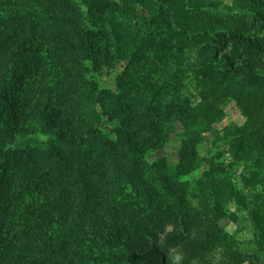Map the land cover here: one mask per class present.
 <instances>
[{
	"label": "trees",
	"instance_id": "1",
	"mask_svg": "<svg viewBox=\"0 0 264 264\" xmlns=\"http://www.w3.org/2000/svg\"><path fill=\"white\" fill-rule=\"evenodd\" d=\"M221 1L0 0V264H264V0H231L249 15ZM137 5L149 14L133 26ZM118 60L115 89L101 87ZM189 75L195 93L182 95ZM227 99L244 120L225 128L231 160L212 163L196 209L172 192L197 166L188 141L170 172L147 175L143 157L165 122L200 131ZM240 162L254 167L243 185L262 184L247 210L255 251L217 259L225 233L207 200L247 208ZM116 180L147 207L118 208Z\"/></svg>",
	"mask_w": 264,
	"mask_h": 264
},
{
	"label": "rangeland",
	"instance_id": "2",
	"mask_svg": "<svg viewBox=\"0 0 264 264\" xmlns=\"http://www.w3.org/2000/svg\"><path fill=\"white\" fill-rule=\"evenodd\" d=\"M220 8L224 13L250 14L247 8H241L239 4L234 6L231 0H222ZM134 10H136L137 16L135 20L130 19V25L133 26L136 21H144L149 14L140 5L135 6ZM125 20L128 21V19ZM189 58L190 61L195 59V51L189 53ZM122 63V60H118L113 65H104L101 68L100 76L97 79L101 87L115 89V79L122 71ZM141 71L145 72V70ZM182 82L183 84L180 85L182 95H190V92L192 94L195 93L190 75L189 78H184ZM212 117L213 121L209 123V127L203 124L200 127V131L197 126L186 127L180 117L170 119L164 124L163 132L166 135L164 145L159 149H149L143 157L148 167L147 175H149L150 170L156 173V175L164 170L170 172L172 166L178 161V153L183 141H188L192 145V149L197 153V166L188 174L180 177L181 181L187 183L185 191L173 190L172 192L177 193L180 198L185 199L192 207L200 210L206 200L203 196H200V189L203 185L202 182L210 177V175L212 176V173L214 174L211 167L212 163L217 161L228 163L231 160V155L227 150V139L223 135L224 130L233 125H240L244 120L239 107L231 99H227L224 103L215 107L212 111ZM193 130H198L196 138H193L190 134ZM35 139L36 143L41 145L46 137L37 136ZM221 150H223V156L215 158L214 153ZM252 169L254 167L251 162H240L237 167L232 169L233 180L237 189L248 196L247 208L238 206L232 199L221 200L219 202H214L213 200L208 202L207 200V203L215 208V211L219 214L218 224L225 233V247L217 250V259H225L223 252H226L227 248L244 254H250L255 251L253 228L247 210L251 209L253 205L250 191L261 190L262 184L258 183L254 190H249L250 188L245 187L240 179L241 175L246 174ZM116 177L112 176L111 179L113 180ZM262 177L264 178V171L262 172ZM110 195L115 198L118 208L132 207L141 211V209L147 207V201L138 195L134 190V186L128 181L116 180L110 186ZM170 227V225L167 226L168 229Z\"/></svg>",
	"mask_w": 264,
	"mask_h": 264
}]
</instances>
